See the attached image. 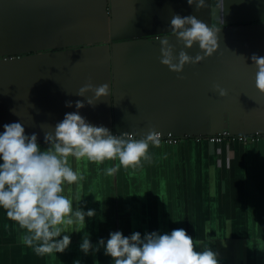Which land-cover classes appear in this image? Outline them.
Instances as JSON below:
<instances>
[{"label":"crops","instance_id":"obj_1","mask_svg":"<svg viewBox=\"0 0 264 264\" xmlns=\"http://www.w3.org/2000/svg\"><path fill=\"white\" fill-rule=\"evenodd\" d=\"M224 4L218 49L175 73L160 63L161 39L168 38L174 54L203 52L195 44L184 49L171 17L195 15L209 24V5L197 12L187 0H0V133L20 122L44 149V133L78 111L112 133L139 137L154 126L178 137L150 146L152 159L142 167H120L114 175L106 170L118 161L69 157L84 180L66 185L64 194L74 207L82 198L79 206L96 215L86 217V227L64 226L71 233L64 253L40 256L0 208V264H113L103 248L80 251L85 232L95 246L114 231L143 237L176 228L186 230L197 251L211 242L219 264H264V139L207 140L223 131H264V94L250 59L264 56V0ZM89 82L108 83L109 98L87 105L92 93H76ZM214 84L227 95L214 92ZM77 100L85 107L76 109Z\"/></svg>","mask_w":264,"mask_h":264},{"label":"clouds","instance_id":"obj_2","mask_svg":"<svg viewBox=\"0 0 264 264\" xmlns=\"http://www.w3.org/2000/svg\"><path fill=\"white\" fill-rule=\"evenodd\" d=\"M187 3L195 4L197 12L208 7L205 0H187ZM169 27L184 49H191L195 44L203 52V56L199 53L190 56L181 49L174 54L168 38L161 39L160 63L172 72L180 73L185 65L199 63L219 47L220 29L205 24L195 15L173 14ZM250 59L256 69L255 87L264 94V56L253 53ZM212 90L220 97L227 95L218 84ZM110 91L108 83L94 86L89 82L76 95L84 97L92 93L85 102L94 107V101L109 98ZM85 102L77 100L75 108L85 107ZM72 104L67 101L65 106L72 107ZM53 127V132L44 133V144L48 145L44 149L38 143L37 133L27 135L20 122L3 125L0 133V208L24 230L23 243L40 256L64 253L71 244V233H66L64 226L78 222L86 227V217L96 215L95 210L84 211L79 206L82 198L74 207L73 201L64 194L66 185L84 180L83 174L71 167L69 157L87 158L95 163L118 161V165L106 170L108 175H114L120 167L140 168L143 162H150V146L159 147L161 143V134L154 126L139 137L130 132L117 135L105 126L92 125L78 111L66 113ZM210 244H203V249L197 251V244L186 230L176 228L164 234L145 233L143 237L140 232L125 236L121 231H114L106 241L100 239L95 246L85 232L79 249L84 255H95L103 248L104 255L111 257L113 264H219V254ZM73 264L81 262L75 260Z\"/></svg>","mask_w":264,"mask_h":264},{"label":"water","instance_id":"obj_3","mask_svg":"<svg viewBox=\"0 0 264 264\" xmlns=\"http://www.w3.org/2000/svg\"><path fill=\"white\" fill-rule=\"evenodd\" d=\"M225 0H208L209 5V25H214L216 28H221L225 26L227 23L224 21V15H225ZM120 132H127V131H118L116 133ZM262 132V133H261ZM253 131L249 134H244L245 136L253 135L254 133L263 135L264 131ZM114 134V133H113ZM182 138V136L180 137Z\"/></svg>","mask_w":264,"mask_h":264},{"label":"built area","instance_id":"obj_4","mask_svg":"<svg viewBox=\"0 0 264 264\" xmlns=\"http://www.w3.org/2000/svg\"><path fill=\"white\" fill-rule=\"evenodd\" d=\"M120 133H123V132H120ZM120 133H114V134L118 135ZM227 136H231V135H227L223 131L222 133L208 136L207 140L209 142H219V141H221L223 139V137H227ZM177 139H178V137H174L171 134H161L160 135L161 142H165V143H171V142L176 141ZM236 139L240 140V141H247V140L252 141V140H257V139H264V134L260 135V134L254 133L253 135H250V136L236 135Z\"/></svg>","mask_w":264,"mask_h":264},{"label":"trees","instance_id":"obj_5","mask_svg":"<svg viewBox=\"0 0 264 264\" xmlns=\"http://www.w3.org/2000/svg\"><path fill=\"white\" fill-rule=\"evenodd\" d=\"M223 138H225V137H223ZM226 138H227V139H232V140H234V141L237 140V139H236V135H235V136H232V135H231V136H227Z\"/></svg>","mask_w":264,"mask_h":264},{"label":"rangeland","instance_id":"obj_6","mask_svg":"<svg viewBox=\"0 0 264 264\" xmlns=\"http://www.w3.org/2000/svg\"><path fill=\"white\" fill-rule=\"evenodd\" d=\"M7 33H10L11 31L10 30H6Z\"/></svg>","mask_w":264,"mask_h":264}]
</instances>
